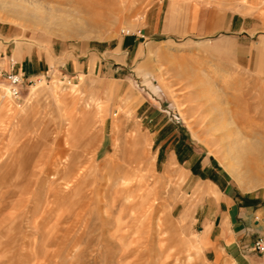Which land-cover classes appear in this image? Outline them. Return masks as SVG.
Masks as SVG:
<instances>
[{
    "label": "rangeland",
    "instance_id": "rangeland-1",
    "mask_svg": "<svg viewBox=\"0 0 264 264\" xmlns=\"http://www.w3.org/2000/svg\"><path fill=\"white\" fill-rule=\"evenodd\" d=\"M234 1L0 0V264H210L201 180L264 187V9Z\"/></svg>",
    "mask_w": 264,
    "mask_h": 264
},
{
    "label": "crops",
    "instance_id": "crops-1",
    "mask_svg": "<svg viewBox=\"0 0 264 264\" xmlns=\"http://www.w3.org/2000/svg\"><path fill=\"white\" fill-rule=\"evenodd\" d=\"M236 6V1L228 0ZM229 27L238 31L264 9V0H243ZM221 172L209 173L202 182L203 201L195 209V243L210 264H264L254 242L264 239V187L244 190ZM193 230V229H192Z\"/></svg>",
    "mask_w": 264,
    "mask_h": 264
},
{
    "label": "built area",
    "instance_id": "built-area-1",
    "mask_svg": "<svg viewBox=\"0 0 264 264\" xmlns=\"http://www.w3.org/2000/svg\"><path fill=\"white\" fill-rule=\"evenodd\" d=\"M0 75H1V69H0ZM21 76L10 72L7 75V82H8V89L12 96H16L18 94V85L21 82ZM254 250L260 254L262 257H264V239H257L254 242Z\"/></svg>",
    "mask_w": 264,
    "mask_h": 264
},
{
    "label": "bare ground",
    "instance_id": "bare-ground-1",
    "mask_svg": "<svg viewBox=\"0 0 264 264\" xmlns=\"http://www.w3.org/2000/svg\"><path fill=\"white\" fill-rule=\"evenodd\" d=\"M98 7V6H97ZM111 8V7H110ZM100 9V8H98ZM113 9V8H112ZM108 10V9H107ZM96 11V9H95ZM62 25H64L66 27V30L68 31V33H83L86 31V27H81V26H77L72 22H62ZM66 32V31H65Z\"/></svg>",
    "mask_w": 264,
    "mask_h": 264
}]
</instances>
